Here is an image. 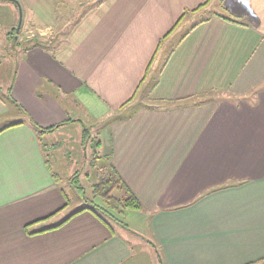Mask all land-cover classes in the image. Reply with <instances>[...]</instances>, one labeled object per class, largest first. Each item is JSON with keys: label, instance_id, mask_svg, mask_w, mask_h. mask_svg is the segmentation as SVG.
Masks as SVG:
<instances>
[{"label": "crops", "instance_id": "obj_1", "mask_svg": "<svg viewBox=\"0 0 264 264\" xmlns=\"http://www.w3.org/2000/svg\"><path fill=\"white\" fill-rule=\"evenodd\" d=\"M2 1L7 24L21 9L19 31L30 23L52 33L67 10L78 19L60 42L18 45L7 89L13 61L0 52L8 70H0V264H248L264 256V0H90L79 11L87 0ZM187 14L202 17L167 45ZM29 119L65 123L39 132ZM69 125L89 133L103 152L100 168L112 165L138 199L136 230L94 211L85 186L83 195L76 188L79 172H89L83 139L70 146L69 167H80L73 179L58 162L65 173L52 169L62 143L52 148L49 137L67 127L79 133ZM69 191L80 204L71 205Z\"/></svg>", "mask_w": 264, "mask_h": 264}, {"label": "rangeland", "instance_id": "obj_2", "mask_svg": "<svg viewBox=\"0 0 264 264\" xmlns=\"http://www.w3.org/2000/svg\"><path fill=\"white\" fill-rule=\"evenodd\" d=\"M88 1H90V0H87V1H85L79 5L77 4V7L79 6L77 11H79V8H81V10L83 8H87V6H89ZM9 2L10 1H8L7 3H9ZM93 2H94V0L91 1V4ZM0 3H5V2L0 0ZM70 11L71 10H67V12L64 11L61 13L59 12V14L57 15V20H56L57 26H54V28H52V30H53L52 33L51 32L50 33L45 32L44 34H42L41 30L38 31L34 28L31 29V27L33 26L32 24L25 23V25L28 27H22V29H20L19 33L15 32V34H16L15 39L12 37L14 35V31H12V32H9V31L11 30V24H13L15 26L16 23L15 24L14 23H8L7 24V22L3 21L4 20L3 17L2 18L0 17V42H1L0 47H3L6 38L9 40V41H7V43H5L4 49L0 48V52H5L4 50H6L5 54H8V56L10 55V57L12 58V61H13V68H12V74H11L12 78L7 80L5 88L6 87L7 88L12 87V84L14 82V74H15V70H16L15 65H16V60H17L16 57L21 50V47H19V46L20 45L28 46L31 43H34L35 41L46 42L49 39H51V40L57 39L58 41L65 39L70 28L74 25V23L78 19L77 17H73L74 14ZM188 16L189 15L187 14L183 21H179L180 24L178 26H176L177 28L175 27L176 30H173L167 37L164 38V39H166L170 36L167 39L168 40L167 45L168 44L170 45L173 41H176L178 39V37H180L185 31L189 30V28L194 23V21H196L202 17L201 15H196L194 17V20L191 21L188 19ZM181 18H183V16ZM9 35H10V37H9ZM46 36H49V38H46ZM8 44H9V46H8ZM162 51H163V49H161V53H162ZM161 53L158 54L157 60H160ZM6 64H7V61H5V62L2 61V63L0 64V66H1L0 70H1V72H5L7 74L8 70L5 68ZM0 85H2L1 82H0ZM63 110L68 111L67 107ZM68 115L72 116V114H70V112ZM65 126H67V124ZM69 126H71L70 128L75 129L76 131L79 130V133H77L76 135L75 134H66L67 129L69 128V127H67L65 129L55 131V133L49 137L48 144H49V146H52V148H53V143H55V141L62 143L61 147L56 152L52 149V152H55L54 156H52V153H51V156L49 157L52 169L57 171V172H58V170H60V172H58L60 174V176L65 173L62 171V169H58V167H57V162H58L60 164V168L62 166L63 169L66 170V172L70 173L69 175H67L65 177V181L69 180V178H71V176L75 173V171H76L75 168H77V169L80 168L79 166H76L74 168L75 162H74L72 167H69L70 163H71V161L69 159L70 158L73 159L70 146L73 144V141H76L77 139H79V140L83 139V141H81L82 147H81V145H78L79 148H81V150H78V152L82 156H84V159H83L84 161H83L82 167H81L82 171L85 170L87 167L86 171H89V172H79V182L78 183H79V185L83 184L85 186L84 195H83V192L80 194L83 195L84 200L87 199L86 203H89L88 202V200H89V201H91L90 202L91 204H97L99 206L106 208L108 210V212H111V213L113 212L117 218L122 219V222L124 221V223L126 222L128 225H132L133 226L132 229L136 230L137 229L136 226L140 222V214L137 210L127 209L124 214L117 213L116 211H114L110 207H108L107 203L105 201H103L99 196H94L92 194V192H91L92 185H94L96 183V181H97L96 177H98V175L100 176L103 173H104L103 175L106 176L107 170L109 171V168H108L109 166H106L105 163H102V168H100L101 165L99 164V161L95 160L96 155L101 154L103 152L101 150L99 151V149L97 152L93 151L95 143H93V141L91 140L92 144H90V143H88V141L86 139V138H89L88 137L89 133L85 129H82L81 125H69ZM89 126H90V134L95 135L96 130L94 128H96L98 130V128L96 127V124L89 125ZM83 128H84V126H83ZM82 132H84L83 136H81ZM87 134H88V136H87ZM91 139H93V138H91ZM61 150H62V152H61ZM96 172H99V173L96 175ZM109 194H110V196L120 197V196H122V191L115 188V189H112ZM69 195L72 198V199L70 198V200L72 201V203H71L72 206L74 204L78 205L82 201V200H79V196H77L76 193H74L73 191H69ZM73 201H75V202H73ZM82 204H84V202L81 203V205ZM70 209L74 210V208H70ZM254 264H264V256L261 258H257L255 260Z\"/></svg>", "mask_w": 264, "mask_h": 264}, {"label": "trees", "instance_id": "obj_3", "mask_svg": "<svg viewBox=\"0 0 264 264\" xmlns=\"http://www.w3.org/2000/svg\"><path fill=\"white\" fill-rule=\"evenodd\" d=\"M16 2V1H15ZM18 5V4H17ZM18 19V16H17ZM230 19V18H227ZM16 21V25H17ZM16 25L12 27L11 31H14V35L12 36L15 39V32L18 33V31H16ZM8 34V33H7ZM10 37V35H9ZM33 45H42L45 46L46 42L43 41H35L34 43H32ZM145 79V78H144ZM144 79L141 80L140 85L143 83ZM139 85V86H140ZM135 96V95H134ZM134 96H132L129 100L131 101ZM21 111L23 113L24 110L21 108ZM30 123L39 131V132H48V131H53L54 129H56L57 127H59L60 125H63L65 123V121L60 122V123H56L52 126L49 127H42L37 125L33 120L29 119ZM66 121H75L72 118H68ZM88 136V135H87ZM95 146L97 145L96 143L94 144ZM109 167V171L107 170L106 172V176L101 174L100 176L98 175L97 177V181L94 185H92V194L94 196H99L103 201H105L107 203V206L110 207L112 210L116 211L117 213H122L123 211L127 210V209H133V210H140L141 209V205L138 201V199L136 198V196L133 194V192L128 188V186L125 184V182L122 180L121 176L119 175V173L114 169V167L112 165H108ZM78 174V172H75L72 176H76ZM70 179H73L72 177ZM76 184V188L82 192V186L79 185L78 181H75ZM119 189L122 191V196L120 197H115V196H110V191L112 189ZM87 200V199H86ZM91 208L95 211V209L98 211H100L103 215H105L106 217L126 226V224H124L122 222V219L117 218L116 215L112 212H108V210L102 206H99L97 204H91L88 200ZM80 210L75 211V213H77ZM254 262H250L248 264H254Z\"/></svg>", "mask_w": 264, "mask_h": 264}, {"label": "water", "instance_id": "obj_4", "mask_svg": "<svg viewBox=\"0 0 264 264\" xmlns=\"http://www.w3.org/2000/svg\"><path fill=\"white\" fill-rule=\"evenodd\" d=\"M13 1H16V0H13ZM21 19H22V16H21V9H19V18H18V22H17V25H16V31H18L19 28H20V25H21Z\"/></svg>", "mask_w": 264, "mask_h": 264}, {"label": "flooded vegetation", "instance_id": "obj_5", "mask_svg": "<svg viewBox=\"0 0 264 264\" xmlns=\"http://www.w3.org/2000/svg\"><path fill=\"white\" fill-rule=\"evenodd\" d=\"M22 16V15H21ZM18 18H19V16H18ZM17 21H18V19H17ZM21 22H22V19H21Z\"/></svg>", "mask_w": 264, "mask_h": 264}]
</instances>
